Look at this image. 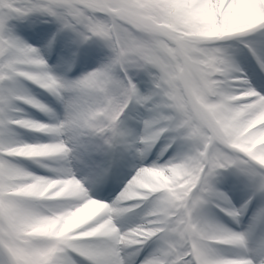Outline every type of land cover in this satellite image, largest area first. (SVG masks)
<instances>
[{"label": "snow or ice", "instance_id": "1", "mask_svg": "<svg viewBox=\"0 0 264 264\" xmlns=\"http://www.w3.org/2000/svg\"><path fill=\"white\" fill-rule=\"evenodd\" d=\"M153 5L178 15L207 35L221 36L215 41L216 47L211 55L224 62H231L233 56L223 42L254 33L264 35V0H0V209L6 211L12 204L38 195V190L30 182L38 185L39 176L31 175L32 171L23 162L46 163L39 157H32L31 151L22 147L38 145L43 141L21 139L16 129L23 128L39 134L53 130L45 127L49 121L33 118L31 126L24 127L26 122L21 117L28 114L20 111L19 105L24 101L20 99L19 81H28L39 87L34 82L42 80L45 87L39 88L61 102L66 100L69 91L79 94L80 106L69 121L75 133L73 140L79 156L92 152H113L119 145L118 133L112 122L121 116V110V118L126 117L130 105L144 110L142 122L150 124L156 121V126L166 128L165 136L176 145L186 143V133L197 134L198 129L193 127L190 116L170 119L171 107L157 103L161 98V80L152 75L155 69L151 65L155 61L145 56L141 65L131 68L126 60L130 49L125 48L109 21V18L115 20L134 9ZM29 15L49 18L58 26L57 33H73L77 44L94 39L101 41L109 50L107 61L76 79L55 74L41 49L16 32V22ZM57 33H53L48 40L49 47L55 42ZM241 42L249 48L260 71L264 72V48L257 47L255 41ZM113 70L119 76L114 85L120 93L116 98L110 91ZM138 72L148 77L150 87L146 92L141 91L134 79V74ZM237 74L244 80L234 90L254 93L249 97L256 102L254 111L264 107V91H257L243 71L238 70ZM93 96H102L101 103H90ZM28 100L27 105L37 111H48L46 103L39 97L30 94ZM208 111L213 109L209 107ZM98 120L101 123H97ZM61 127L57 121L55 130L59 131ZM57 147L61 148L60 145ZM105 169H98L100 176ZM228 169L237 171L251 188V195L240 207H236L230 196L216 186V177ZM257 195L264 197V146H261L258 133L254 132L246 141H234L232 148L214 157L198 154L187 182L177 194L180 204L177 216L167 226L145 225L163 227L165 231L119 244H107L99 235L69 244L67 240L59 239V233H54L50 234L52 239L46 247L22 248L10 231L0 229V264H60L61 256L70 257V264H131L125 250L133 249L138 255L149 242H154L156 247L140 264H264V239L252 246L251 225L243 231L223 225L202 227L196 243L185 244L179 250L166 237L167 228L176 222H179L180 228L194 223L204 225L209 217L206 212L213 207L239 223L240 216ZM253 221L264 222V207L258 210Z\"/></svg>", "mask_w": 264, "mask_h": 264}, {"label": "clouds", "instance_id": "2", "mask_svg": "<svg viewBox=\"0 0 264 264\" xmlns=\"http://www.w3.org/2000/svg\"><path fill=\"white\" fill-rule=\"evenodd\" d=\"M109 21L125 48L130 49L126 60L131 68L141 65L145 56L155 61L151 65L155 69L152 75L161 80V98L157 103L171 107L169 118L190 116L198 132L195 135L186 133V143L178 145V150L167 160H160L161 152L150 165L141 164L109 202L96 198L91 192L92 186L106 176L108 169L102 176L94 171L79 177L75 170L74 162L81 156L77 154L75 133L69 121L80 106L79 94L69 91L64 102L56 98L63 106L62 115L46 104L48 111L43 113L49 116L50 123L45 127L53 129L45 132L48 139L38 145L22 147L30 150L32 157L46 161L36 165L52 174L30 173L39 176L38 185L30 182L39 194L12 204L6 211L0 209V229L10 231L22 248L46 247L52 239L50 234L54 233H59V239L69 244L97 235L107 244L132 242L133 238L148 234L155 236L165 229L145 225L167 226L177 216L180 211L177 194L187 182L198 154L214 157L232 148L234 141H246L254 132L264 146V107L254 111L256 102L249 100L254 93L234 90L244 80L237 74L238 70H243L234 58L224 62L211 55L215 41L221 36L207 35L158 5L137 8L115 20L109 18ZM117 81L119 76L113 70V86H110L113 98L120 94L114 86ZM34 83L45 87L42 80ZM17 87L22 93L20 99L28 104L31 90L24 81H19ZM102 99V96H93L90 103L100 104ZM209 107L212 112L208 111ZM20 111L26 113L23 108ZM121 116L112 122L119 145L113 152L130 149L143 159L162 139L166 141L165 150L175 144L165 136L167 129L156 126V121L142 122V128L137 131L127 117L122 119ZM21 120L26 122L24 127L31 126V116L24 115ZM57 121L62 125L59 131L55 130ZM217 225L228 227L211 217L204 225L194 223L184 228L176 222L167 228V241L179 250L185 244L196 243L200 228ZM250 225L252 235L257 222ZM59 259L60 264H70V257Z\"/></svg>", "mask_w": 264, "mask_h": 264}, {"label": "bare ground", "instance_id": "3", "mask_svg": "<svg viewBox=\"0 0 264 264\" xmlns=\"http://www.w3.org/2000/svg\"><path fill=\"white\" fill-rule=\"evenodd\" d=\"M40 33L38 35V41L40 42V49L42 54L48 52V50L50 49V47L48 46V32L45 30V28L40 29ZM25 34H28L25 31ZM60 50V49H59ZM68 51V52H67ZM60 51L57 57L56 62H58V70L63 71L65 66L69 63L72 62L73 58H70V49L67 48L64 52ZM107 61V57L105 56V54H103L102 52L98 51H93V50H88L87 49V53L83 55V58L81 60V65H82V69L79 70V74L81 75V73L83 71H85V68H93L92 70H94L95 68L99 67L101 63H104ZM68 78H70L69 76H67ZM25 82V81H24ZM27 87L31 90V93L37 97H39L44 103L46 104H50V106L52 108H54L57 112V114H61L63 113V106L62 104L56 99L53 101L50 100V96L47 94V92L40 91L38 89H36L34 86H32L29 83H26ZM42 90V89H41ZM28 111H25L29 116H31L33 119L38 120V117L45 120V121H49V116L45 115L44 113L42 114L40 111H36L33 109H27ZM37 116H36V115ZM145 116V112L141 111L140 113V119H138L137 121L135 120V122L140 123L141 124V128H142V118ZM132 126L135 128V124ZM16 131L22 135L30 132L26 129L23 128H18L16 129ZM21 137V136H20ZM33 137L35 138H47L46 135L43 134H39V133H34ZM166 143V141L164 139H162L159 142V145L157 146L156 150L151 154V160L149 161V163H146L145 165H150L153 161L157 160L158 155L163 152V146ZM168 149V148H167ZM166 149V150H167ZM178 150V145L175 144V146L169 151L167 150L165 152V154L163 153L162 155L159 156L160 159L162 160H167L169 157L173 156L174 153ZM134 150H130V149H124V151H122L121 149L119 151H116L113 157V162H109L108 158H109V153H103V152H98L100 157L102 158L101 167H106L108 169L106 176L102 179L99 180L94 186H92L91 191H92V195H94L96 198H106L107 196H109V199H111L113 197V193L105 190V188H107V184L109 183V181H113L112 178V172L113 171H120L122 173V179L120 180H115L114 184H113V189L117 188V191L115 193L116 194L123 188L124 184L127 182V180L132 176V175H126L124 176V165L131 161V160H145L147 158L144 157L143 159H141L140 157H138L134 152ZM88 154H85L83 156H81L79 161L74 162L75 163V170L77 172V174L79 176H84V175H88L92 172H96V168L92 167L90 165L89 159L91 157L87 156ZM24 164H26V166L28 167V169L36 174L39 175H51L52 173L50 171H48L47 169H40L38 167H36L31 161L25 160ZM144 164V163H142ZM98 168V167H97ZM42 171V172H41ZM43 171L45 172V174H42ZM126 178V179H125ZM126 180V182L124 184H122L121 182ZM112 188V186L110 187V189ZM248 188H250L249 184H248ZM101 189V190H100ZM251 189V188H250ZM254 205H253V210L250 212V216H248V218L243 219L242 215L240 216V220L238 225H240L242 231L248 229L249 225L252 224L253 222V218L256 216L258 210L261 207H264V197L257 195L254 197ZM238 204L236 205V207H240L241 204H239V202H237ZM250 204V203H249ZM206 215H208L211 218H214L215 220L221 222L222 220H227L229 223H232V218L229 216H223L221 215L219 212H217L216 210L210 208L207 210ZM264 239V223L257 221V227L254 229L252 236H251V240H252V246L254 247L256 245L257 242H259V240ZM156 247V244L154 242H149L148 245L145 246V248L138 254L136 255L134 253L133 249H126V255L128 260L131 262V264H140V261L150 252L152 251V249ZM138 257V258H137Z\"/></svg>", "mask_w": 264, "mask_h": 264}, {"label": "rangeland", "instance_id": "4", "mask_svg": "<svg viewBox=\"0 0 264 264\" xmlns=\"http://www.w3.org/2000/svg\"><path fill=\"white\" fill-rule=\"evenodd\" d=\"M44 18L47 19V17L44 16H40V15H32V18L30 20L27 19H23V20H19L16 22V32L19 36H21L24 40H26L28 43H31L35 46H37L38 48L40 47V42L38 41V35L40 33V29L45 28V30L48 32V40L52 37L53 33H57V28L53 27L52 25H44L43 23L39 22V23H35V21L37 20H43ZM29 21V22H27ZM31 22V25L35 26H39L36 28L35 32H33V30L31 31L30 27H28ZM25 31L28 34H25ZM61 33L64 43L61 44L60 46V51L64 52L67 48L70 49V58H74V53L75 50H79L82 47V44H77L74 42V34L71 32H67V31H63V32H59ZM241 40L244 41H255L257 47L259 48H264V35L260 34V33H254V34H250L246 37H241V38H234L228 41L223 42V45L229 48V51L231 52L233 58L236 60V62L239 64V66L241 67V69L243 70L244 73H246L249 81L252 83L253 87L257 90V91H264V79L259 77L255 71L253 70V67L255 69L254 66V62L253 60H251L250 62V58L249 56L252 55V53L249 51L248 47H245V44L241 42ZM69 43V44H67ZM93 46L95 47V51L98 52H102L103 54H105V56L108 58L109 55V50L104 46V44L99 41V40H93ZM247 48V53H246V49ZM50 50H51V46L50 49L48 50V52L42 54L45 59L47 60V62L49 63V56H50ZM61 52V53H62ZM68 52V51H67ZM252 58L253 55H252ZM255 59V58H254ZM57 60V59H56ZM52 61L50 64V67L52 68L53 72L57 75L63 76L65 78L67 77V69L70 68V64L68 63L63 71L58 70V62ZM253 66V67H252ZM69 67V68H68ZM92 67L91 68H85V71H83L81 73V75L75 76V77H70L68 79H76L79 78L80 76L88 73L89 71H92ZM134 79L137 82L139 88L141 89V91L146 92L149 87H150V83L148 80V77L145 73L143 72H138L134 74ZM53 103V102H52ZM50 106V104H47ZM20 108L24 107L21 104L19 105ZM51 107V106H50ZM136 109H139L140 113L141 110H143L142 108L137 107ZM144 111V110H143ZM127 112V119H128V123L130 125H134L135 124V129L137 131H140L141 129V124L135 122V120L137 121L138 118L140 117V113H139V117L137 118L136 114L134 113V111H132L131 107L129 106V109L126 110ZM36 115V114H35ZM37 116V115H36ZM38 120L40 121H45L41 118L38 117ZM47 122V121H45ZM21 138L32 142L35 141L36 139H39L41 141H46L48 139L44 138H35L33 137V135L31 134H20ZM165 146V144H164ZM163 146V151L165 150ZM122 151H124L123 148H121ZM153 151V149L151 150V152ZM134 152V151H133ZM87 156L91 157L89 159L90 165L94 168H96V172L98 171V169L101 168L102 164L100 161H102V158L100 157L98 152H92L90 154H88ZM149 157L150 155L147 156V158L145 160H131L129 162H127L124 165V176H128V175H133L135 170L142 164H146L149 163ZM24 164V162H23ZM24 166L26 168H28L26 166V164H24ZM98 167V168H97ZM105 167V166H104ZM229 170V169H228ZM224 171V170H223ZM223 171L220 173V175H218L216 177V186L226 192L230 198L232 203L236 206L239 202V204H244L245 200L247 198L248 195L251 194V189L248 188V182L247 180L241 176L237 171L231 173H225L223 174ZM78 175V174H77ZM114 177H117V174H113ZM122 175L121 172L118 173V176ZM79 177V175H78ZM124 183V182H121ZM115 196H113L114 198ZM112 198V200H113ZM102 200H106L107 199H103L100 198ZM244 200V201H243ZM109 201V200H108ZM111 202V201H109ZM243 202V203H242ZM215 210H217L218 212H220L222 215H225L222 211H220V209L213 207ZM240 220V219H239ZM233 224L229 223L227 220H222L221 223H223L224 225L228 226L229 228H232L236 231H242V229L238 226V225H234V223H237L235 220H233Z\"/></svg>", "mask_w": 264, "mask_h": 264}]
</instances>
